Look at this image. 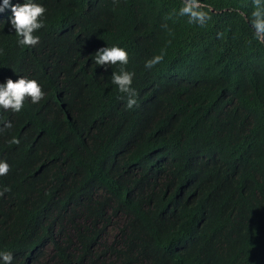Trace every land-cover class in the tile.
<instances>
[{
    "label": "trees",
    "instance_id": "obj_1",
    "mask_svg": "<svg viewBox=\"0 0 264 264\" xmlns=\"http://www.w3.org/2000/svg\"><path fill=\"white\" fill-rule=\"evenodd\" d=\"M23 2L0 12V84L34 79L45 98L0 108V252L12 264H264L253 0H199L204 25L179 14L185 0H34L46 9L35 46L10 24ZM112 46L128 64L96 65ZM121 67L131 110L112 82Z\"/></svg>",
    "mask_w": 264,
    "mask_h": 264
},
{
    "label": "clouds",
    "instance_id": "obj_2",
    "mask_svg": "<svg viewBox=\"0 0 264 264\" xmlns=\"http://www.w3.org/2000/svg\"><path fill=\"white\" fill-rule=\"evenodd\" d=\"M254 10L252 18L249 21L256 37L264 40V0H253ZM9 0H3L0 4V12L9 7ZM46 9L34 0H24L23 3L11 5L12 17L10 19L11 26L15 29V33L20 39L17 43L21 46H35L39 43V37L33 35L35 31L42 28L43 22L40 19L45 14ZM180 15L187 16L190 23L204 25L211 18L206 11L201 10L199 0H185L183 7L179 11ZM95 64L99 66L113 64H128V53L120 47H102L96 51L94 57ZM163 60V55L154 56L145 62V67L153 68L156 64ZM112 82L117 85L120 93L127 97L126 107L133 109L138 106L137 92L132 87L134 73L127 71L121 67L118 73H112ZM31 99L33 104L39 103L45 98L40 84L34 79L19 77L13 81L8 79L5 83L0 84V108L20 112L24 106L26 98ZM11 122H6L4 128L10 129ZM3 131V129H0ZM12 144H19V139L13 137L10 141ZM10 168L5 161H0V176L7 175ZM10 191L7 186L0 188V196ZM0 260L3 264H12L13 256L10 252H0Z\"/></svg>",
    "mask_w": 264,
    "mask_h": 264
}]
</instances>
